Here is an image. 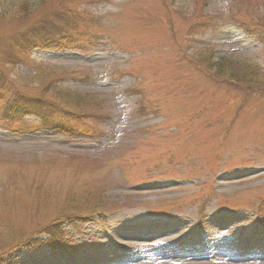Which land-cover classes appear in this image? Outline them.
Here are the masks:
<instances>
[{
    "label": "rangeland",
    "instance_id": "rangeland-1",
    "mask_svg": "<svg viewBox=\"0 0 264 264\" xmlns=\"http://www.w3.org/2000/svg\"><path fill=\"white\" fill-rule=\"evenodd\" d=\"M20 1L0 0V264H264V0ZM66 2L85 17L62 49L7 60ZM230 58L259 79L220 76ZM20 96L94 137L8 122ZM59 222L60 247L15 249Z\"/></svg>",
    "mask_w": 264,
    "mask_h": 264
},
{
    "label": "trees",
    "instance_id": "trees-1",
    "mask_svg": "<svg viewBox=\"0 0 264 264\" xmlns=\"http://www.w3.org/2000/svg\"><path fill=\"white\" fill-rule=\"evenodd\" d=\"M66 5H68V2H66V4L62 3V9L57 11L54 9V12L56 11L54 19H51L53 15L48 17L49 21H47L46 18L43 20L37 19L36 24L31 26L32 28L30 27L28 30L17 35L9 44L12 56L7 55V60L18 62L19 55L27 54L28 57H30L31 52L38 49H62L65 46L64 43L68 37V33L78 29L83 23L85 17L79 13V11L75 12L73 9H69V6ZM18 8V15L21 17L34 15V13L38 12L37 10H40L42 13L41 9L43 8V1L36 2L33 0H21L18 3ZM83 10H85V8H83ZM247 27L250 28V26ZM247 27L245 28L247 29ZM247 32L248 29L245 33ZM16 50L21 51L17 56L15 54ZM242 63L243 62L232 58L221 59L218 63H215L214 68L218 70L220 76L225 74L231 79L230 81L235 83L252 84L254 81H257L259 79V69ZM13 83L14 82L11 84ZM11 84L0 80V103L6 99L4 96H7V94L13 91V87L10 86ZM77 102L79 103V101H75L74 103ZM63 105L47 100V98L42 96L35 99L20 96L19 98H16L15 101L7 103V106L4 107V118L14 121L16 119H21L23 116L30 115L32 117H39L42 122L48 126L50 121L58 115V113L72 114V112L64 109L65 107ZM56 226L52 227V225H50L43 231V233L49 236V238H52L51 243L48 244L52 245V243L63 234L61 222ZM40 244H42V242H40ZM29 245V242H23L17 245L15 249L27 247ZM1 248L2 246H0V249Z\"/></svg>",
    "mask_w": 264,
    "mask_h": 264
},
{
    "label": "bare ground",
    "instance_id": "bare-ground-1",
    "mask_svg": "<svg viewBox=\"0 0 264 264\" xmlns=\"http://www.w3.org/2000/svg\"><path fill=\"white\" fill-rule=\"evenodd\" d=\"M160 264H163V262H162V263H160Z\"/></svg>",
    "mask_w": 264,
    "mask_h": 264
}]
</instances>
